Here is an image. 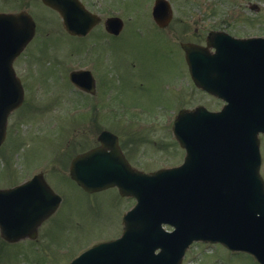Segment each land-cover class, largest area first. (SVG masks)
Returning a JSON list of instances; mask_svg holds the SVG:
<instances>
[{"label": "water", "instance_id": "obj_1", "mask_svg": "<svg viewBox=\"0 0 264 264\" xmlns=\"http://www.w3.org/2000/svg\"><path fill=\"white\" fill-rule=\"evenodd\" d=\"M43 1L63 13L69 31L86 34L90 27L74 24L81 15L67 14L79 6L73 0ZM167 5L166 0H157L154 8V19L161 27L171 18ZM107 29L119 34L122 22L110 20ZM34 31L35 24L27 13L0 14V146L9 114L23 102L12 62L32 40ZM208 44L216 48L217 56L203 48L184 46L191 75L198 87L228 104L218 113L199 107L179 114L174 133L187 152L182 166L151 174L134 172L119 154L101 150L73 161L71 176L85 190L116 186L122 196L136 198L137 205L124 217L121 238L94 246L71 264H182L190 245L201 241L247 252L264 264L259 140V134H264V40L212 33ZM84 75L86 72H73L71 80L82 87ZM36 181L39 178L9 191L11 203L20 201L17 204L22 207L24 191ZM18 192L22 194L14 197ZM59 202L60 198L46 188L45 205L33 224L6 212L4 222L0 221L4 238L13 242L28 232L33 238L36 228ZM163 225L175 231L167 232Z\"/></svg>", "mask_w": 264, "mask_h": 264}, {"label": "rangeland", "instance_id": "obj_2", "mask_svg": "<svg viewBox=\"0 0 264 264\" xmlns=\"http://www.w3.org/2000/svg\"><path fill=\"white\" fill-rule=\"evenodd\" d=\"M93 1L102 2L109 14L123 9L135 10L123 15L131 28L126 29L118 39L105 40L106 44L99 53L100 58H97L94 51L87 50L86 42L66 35L61 30L60 22L48 8L39 5L37 10V5L32 4V0L25 3L26 7L11 6L7 0H0V11L26 8L37 15L35 22L40 34L28 46L27 54L21 64H18V76L24 77L27 84L25 102L10 116L8 143L0 149V189L14 187L28 171L36 169L34 172H37V168L49 163L53 157L60 155L59 159L65 162L64 166L60 164V160L54 161L52 165H45L50 183L64 199L58 217L59 227L50 230L51 226L46 224L44 231L49 238L28 241L34 248L29 247L27 242L14 245L15 248H1L0 264H68L86 248L115 239L122 233L124 211L134 206L135 200L128 197L122 199L114 189L93 195L82 191L69 179V171L65 168L69 155L74 154L69 151L71 147L87 149L91 143L95 144L97 133L108 130L119 134L125 146L129 145V139L133 140V147L136 149L134 161L140 165L141 170L151 172L179 166L183 163L185 151L172 137V125L168 124L165 114L173 113L174 119L181 105L188 109L204 105L210 111H218L223 106L221 101L192 91L194 88L190 83L184 58L174 44L154 40V36H149L154 35L147 24L154 0ZM186 1L190 5L201 6L191 7L190 12L186 13L179 5ZM171 2L175 4L178 19L196 22L201 20V29H207L218 22L220 14L229 13L224 7H220L213 14L212 9H216L219 0ZM261 5L264 13V0ZM135 12L138 13L137 23L138 20L142 21L139 25L143 30L131 23L136 17ZM256 27L255 22L251 32H260ZM158 48L169 49V53H159ZM99 59L106 60V64L99 62ZM75 60L98 61L96 79L103 80L112 87L105 97V101L110 104L109 108L98 109V105L92 107V114H85L93 119L84 121L88 125H72L70 121L75 123L79 118H68L72 109L77 108V112L81 110L84 114L80 107L88 106V98L77 92L67 77L68 70L71 71L72 68L70 63ZM182 91L185 101L180 105L178 98ZM95 97L97 98H92L97 101H93L95 104L104 101L103 92L95 94ZM114 102L123 105H117L116 108V103L111 105ZM136 105H141L143 109L135 117V127L129 132L125 124V121L129 122V118H126L125 111L134 110L138 107ZM120 106L124 107L120 109ZM102 114L114 117L112 120L104 119L110 121L109 124L98 126L96 120ZM116 117L122 118L118 119L122 123L121 128L115 124ZM261 138V174L264 177V137ZM187 255L184 264H258L253 257L244 253L234 255L221 245L194 244Z\"/></svg>", "mask_w": 264, "mask_h": 264}, {"label": "flooded vegetation", "instance_id": "obj_3", "mask_svg": "<svg viewBox=\"0 0 264 264\" xmlns=\"http://www.w3.org/2000/svg\"><path fill=\"white\" fill-rule=\"evenodd\" d=\"M79 2V4L81 5L80 7L84 10V12H86L87 16L89 17V21L87 22V24L89 23L91 25V28L89 30V32L86 35H72L70 33H68V31L65 29V19L63 18V15L59 12V11H55L52 10L48 7H46L41 0H32V4H36L37 5V10H38V6L42 5L43 7L48 8L50 11H52L56 17V19L60 22L59 25L61 27V30L66 34L69 35L70 37H72L75 40H79V41H83L87 43V50L90 51H94L97 54V58L99 57V53L101 51V49L104 47V44H106L107 39H118L120 38L124 31L127 29H130L131 27H128L127 22L124 20L123 15H125V12L129 13V12H133L135 10H129V9H123V10H117V12L109 14V11L107 10V8L104 7L102 2H95L93 0H77ZM76 1V3H77ZM155 1L153 3L152 6V10H151V18H148L149 20H147V24L150 27L152 33L154 35H149L150 37H153L154 40H165L169 43H172L176 46V48H178V50L182 53V56L184 58V63L187 67V73L189 76V80L191 81L190 83H192V87L194 88V90L192 91H197L199 93H201V90L198 89L192 79H191V75H190V66H189V62H188V55L186 53V51L184 50V45H194V46H206L207 45V39L209 37V35L211 33L214 32H224L226 34H229L235 38H250V37H264V13H262V5H261V1L262 0H229L230 2L226 3V0H219L218 4L215 6L216 9H212L213 14H216L217 11L219 10L220 7H224L226 10H228L229 13L226 12V14L222 15L220 14L219 17V21L216 22L215 24H211L209 28L205 29L202 28L201 29V20L199 22H196L195 20H191V21H187L186 19H178L176 16V9H175V4H173L171 2V0H167L168 3V17L171 16L169 22L167 23V25L165 27H161L158 26L157 23L153 20V8L155 5ZM29 2V0H7V3L9 5H20L26 7L25 3ZM75 2V1H74ZM109 2V1H108ZM174 2V1H173ZM225 3V4H224ZM78 4V3H77ZM117 4H119V2L117 1ZM181 6L182 9H184V11L186 13L190 12V8L191 7H200V5L196 4V5H190L188 3V1H186L185 4H179ZM21 10H27L26 8H22ZM78 10L76 9L75 11L71 12V13H67L69 15L71 14H77ZM141 12V10H140ZM147 14H148V10H147ZM34 15V14H33ZM134 15L136 17H134L135 19L131 21V23H133V26L135 27H139L140 23H142L141 20H138L137 23V19L138 18V13L135 12ZM35 17L37 15H34ZM115 17H119L123 20V30L121 31V33L119 35H114L111 34L108 30H107V21L109 19H113ZM149 17V14L148 16ZM221 17V19H220ZM259 21V22H258ZM256 22L257 24V29L260 30V32L257 33H253L251 31H253L254 28H252V26L254 25V23ZM80 23V22H77ZM82 23V22H81ZM141 30H143L142 26ZM37 30H38V26H37ZM36 30V32H37ZM141 34V33H140ZM34 41V40H33ZM159 49V53H169V49H162V48H158ZM213 51V50H212ZM212 51H210L211 53H213ZM25 54H27L26 50L15 60L13 67L16 70V73L18 75L17 69H20L18 67V64L20 65L23 57L25 56ZM29 55V53H28ZM197 59L199 60V65L201 67V53H198ZM100 58V57H99ZM39 62V61H38ZM72 63H70V66L72 65L71 71L68 70V80L71 84V86L77 91V92H82V94H84L88 99H87V105L86 108V113L87 115H91L92 113V107H95L96 105L98 109H105L106 107L109 108L110 104H108L105 101V97L108 96L109 92H110V87L111 84L104 82L103 80H97L96 79V74L97 71L99 70V62L101 63H105L106 64V60H101L99 59L98 61H81V60H75V61H71ZM82 63V64H81ZM68 65V64H67ZM80 69H84L87 70L88 72L86 73V75L81 77V81L82 83V87L86 86V91H81L77 88L76 84L71 83L70 81V73L74 70H80ZM48 73V72H47ZM23 87L27 88V84L26 81L24 79V77L21 78ZM33 88V87H31ZM190 88V87H189ZM103 92L104 94V101H97L92 100V98H97L95 97V94ZM183 92L182 91L179 94V100L178 103L181 105L184 103L185 101V96L183 97ZM203 93V92H202ZM204 94V93H203ZM91 97V98H89ZM95 103H94V102ZM116 102L112 103L111 105H114ZM116 108L117 105H123L121 103H116ZM138 107H136L134 110L129 111L128 109L125 111L127 113V117L129 118V122L125 121V124L127 126L128 131L130 132L135 126V117L141 114L142 111V107L141 105H136ZM124 106H120L119 108L122 109ZM106 108V109H107ZM182 108V107H180ZM87 115H84V117L79 118L75 123L73 121L72 125H76V123H85L84 121H90L92 118L88 117ZM114 117V115H113ZM110 117L109 115H100L99 118L96 120V123L98 124V126H104L105 123L109 124L110 121H106L104 120L105 118H113ZM71 119H76V118H71ZM118 119H122V118H118ZM116 117V121L115 124L117 126H119V128L122 127V123L119 121ZM93 120V119H92ZM112 120V119H111ZM87 124V123H85ZM88 125V124H87ZM112 126V125H111ZM114 127V126H113ZM116 128V127H114ZM104 131V130H102ZM101 131V132H102ZM100 132V133H101ZM100 133L95 135V144L92 145V143L90 144V146L87 149H80L77 146L71 147L69 151L73 152L74 154L72 156L69 155V158L67 160L66 163V169L70 168V164L72 162V160L80 155L83 154L84 152L93 150L99 146H101V143L99 141V136ZM114 133V132H113ZM117 134V133H115ZM118 135V144L122 150V152L124 153V155L126 156V158L129 160V162L136 167L137 162L134 161V159L136 158V149L133 147V143H132V139H129V145L125 146V142L123 141V139L120 137L119 134ZM129 150V151H127ZM60 156V155H59ZM59 156L54 157V159L60 160ZM61 161V160H60ZM62 166H64L65 162L61 161L60 163ZM46 165V164H45ZM45 165L40 166L39 168H37V172H33L35 169L28 171L27 172V178L31 179L30 177H33L36 174H40L43 175V177L49 182L48 184L52 187V189L54 190L52 184L49 181L48 178V170H45ZM61 168V167H60ZM55 191V190H54ZM57 192V191H56ZM93 195V194H92ZM60 210L61 208H59L52 216H50L44 223L41 224V226L38 228V234H37V239L36 240H32L30 238H26L25 240L30 241V242H36L38 240H40V238H46L48 237V235L45 233L44 231V227L46 226V224H49L50 230H53L54 228H58L59 227V215H60ZM51 222L53 223L51 225ZM43 235V236H42ZM0 238H2L1 236V230H0ZM19 243V242H17ZM13 244L16 243H11L9 244V242L7 243V241L5 242V240H0V249L1 248H6V247H10V246H14ZM29 247L33 248L34 246L28 245ZM15 248V247H14Z\"/></svg>", "mask_w": 264, "mask_h": 264}]
</instances>
